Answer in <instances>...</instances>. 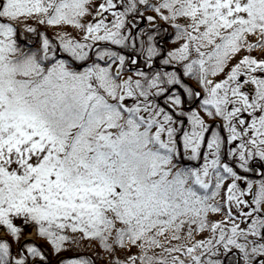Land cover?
Listing matches in <instances>:
<instances>
[{
    "label": "snow or ice",
    "instance_id": "obj_1",
    "mask_svg": "<svg viewBox=\"0 0 264 264\" xmlns=\"http://www.w3.org/2000/svg\"><path fill=\"white\" fill-rule=\"evenodd\" d=\"M24 226L264 264V0H0V264H47Z\"/></svg>",
    "mask_w": 264,
    "mask_h": 264
},
{
    "label": "rangeland",
    "instance_id": "obj_2",
    "mask_svg": "<svg viewBox=\"0 0 264 264\" xmlns=\"http://www.w3.org/2000/svg\"><path fill=\"white\" fill-rule=\"evenodd\" d=\"M149 14H151V13H145V15H149ZM143 24H144V22L141 23V25H143ZM17 223L19 224L20 222L17 221ZM29 233H30V236L27 237V234H29ZM0 234H2V233H0ZM41 242H45L47 244V242L44 239L38 237L35 234V229L32 228V230H30L28 233H25L24 235H22L20 237V240H19L18 243L16 241H11L10 240V243L12 244V254L15 256L17 251H18V249H20V247L22 245H24L25 243H31L33 245H36L42 251V248L38 244V243H41ZM81 244H86L89 249L87 251H85L83 254H73V255H63L61 253H55L51 249L50 245L47 244L49 246V249H50V253H49L50 256L47 257V264H53V262H55V261H56V264H59V262L61 260L80 258V257L91 258V259L95 260L96 264H99V262L101 260H106L107 259V257H105L103 255V250L100 247L97 246V242L84 241ZM28 259H29V264H33V258L29 257Z\"/></svg>",
    "mask_w": 264,
    "mask_h": 264
},
{
    "label": "trees",
    "instance_id": "obj_3",
    "mask_svg": "<svg viewBox=\"0 0 264 264\" xmlns=\"http://www.w3.org/2000/svg\"><path fill=\"white\" fill-rule=\"evenodd\" d=\"M143 25H141V27H143ZM33 227L32 226H24L23 227V235L26 232H29ZM39 246L42 248V252L43 254H45L46 257L50 256V249L49 246L45 243V242H41L39 243ZM89 248L86 244H78V245H74V246H70L68 247V249L66 251H62L61 254L63 255H73V254H83L85 251H87ZM105 260H101L99 262V264H104ZM53 264H56V261L53 262Z\"/></svg>",
    "mask_w": 264,
    "mask_h": 264
},
{
    "label": "bare ground",
    "instance_id": "obj_4",
    "mask_svg": "<svg viewBox=\"0 0 264 264\" xmlns=\"http://www.w3.org/2000/svg\"><path fill=\"white\" fill-rule=\"evenodd\" d=\"M30 236V233L29 234H27V237H29Z\"/></svg>",
    "mask_w": 264,
    "mask_h": 264
}]
</instances>
